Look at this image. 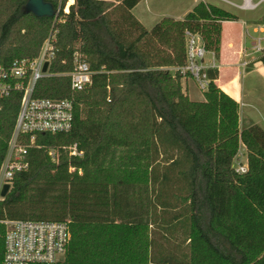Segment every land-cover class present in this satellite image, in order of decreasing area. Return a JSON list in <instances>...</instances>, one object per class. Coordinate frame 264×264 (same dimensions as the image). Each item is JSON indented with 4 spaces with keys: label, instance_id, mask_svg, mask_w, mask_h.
Segmentation results:
<instances>
[{
    "label": "trees",
    "instance_id": "obj_1",
    "mask_svg": "<svg viewBox=\"0 0 264 264\" xmlns=\"http://www.w3.org/2000/svg\"><path fill=\"white\" fill-rule=\"evenodd\" d=\"M45 1L61 8L57 20L25 13L28 0H0V66L33 61L57 30L54 76L34 97L74 100V124L37 136L41 148L0 201V262L1 222L33 220L70 222L67 264H264V129L241 126L239 103L215 84L218 68L207 71L202 102L185 93L187 76L170 71L187 63L186 31L219 65L222 24L239 17L201 1L148 30L132 12L142 0H75L68 13V0ZM76 52L94 75L75 93L65 74ZM21 98L0 99V169ZM74 144L82 157L61 150L55 163L48 154ZM241 147L243 174L234 169Z\"/></svg>",
    "mask_w": 264,
    "mask_h": 264
},
{
    "label": "built area",
    "instance_id": "obj_2",
    "mask_svg": "<svg viewBox=\"0 0 264 264\" xmlns=\"http://www.w3.org/2000/svg\"><path fill=\"white\" fill-rule=\"evenodd\" d=\"M242 11H255L264 7V0H243L237 6L227 0H220ZM61 8L57 9L58 19ZM64 12L68 13L67 7ZM246 25V24H244ZM252 36L248 29L244 31V39H251V52L243 47L241 55L243 60L240 66L245 68L250 61V55L260 59L264 56V19L253 27ZM58 31L52 29L45 40L39 56L33 61L21 60L15 62L11 68L0 66V99L8 98L14 93L22 94L20 111L15 129L9 143L8 152L0 169V201L5 186H9V193L13 187L16 174L28 170L30 163L28 156L31 150L40 149L37 136L40 134H58L71 131L75 117V103L72 99L35 98L34 91L40 79L54 76L50 73V65L54 58L55 44ZM187 63L179 69H170L173 73L180 71L187 78H192L198 88L207 91L211 79L207 73L209 69L218 68L215 56L209 52L200 35L186 31ZM212 60L206 63V56ZM45 63L49 64L47 73H43ZM94 72L79 52L74 54V70L65 74L70 78L73 92H81L93 82ZM242 107L245 106L241 103ZM68 156H83L76 144L62 148H49L48 154L57 163L60 151ZM239 155V154H238ZM237 155V157H238ZM235 159V171L243 174L247 171L246 162ZM70 172L76 169L71 167ZM81 174V171H79ZM4 235V252L0 264H67V256L72 243L70 222L33 221V220H6Z\"/></svg>",
    "mask_w": 264,
    "mask_h": 264
},
{
    "label": "rangeland",
    "instance_id": "obj_3",
    "mask_svg": "<svg viewBox=\"0 0 264 264\" xmlns=\"http://www.w3.org/2000/svg\"><path fill=\"white\" fill-rule=\"evenodd\" d=\"M211 4L218 7L224 8L239 17V21L235 26H232L231 37H237L248 29L252 36H257L253 32V27L264 19V7H260L255 11H242L232 5L221 2L220 0H206ZM237 6H241L243 0H227ZM257 2L258 0H254ZM193 0H146L145 3L138 5L132 12L136 18H140L143 25L151 30L160 20L163 18V13H168L173 16L178 15L189 7ZM149 3V4H148ZM150 7L152 11H150ZM139 20V19H138ZM246 24V25H244ZM243 28V29H242ZM239 38V37H238ZM238 38L236 42H238ZM245 46L250 53L251 52V39H244ZM212 60L210 55L206 56V63ZM243 60V56H241ZM250 61L247 67L242 68L241 66H236L235 70L237 77L233 78L230 74L224 80L227 82L225 87L234 97L238 99L240 105V119L241 126H249L251 124H257L264 129V64L260 59L256 58V55H250L246 58ZM182 86L184 91L189 90V95L192 101L202 102L205 100L204 93L198 88L195 81L192 78H183ZM241 103L245 106L242 107ZM237 159L246 162L247 155L244 147H241ZM245 164V163H244ZM236 163L234 162V167ZM154 239L163 243V239L155 234ZM170 248L175 246L171 244Z\"/></svg>",
    "mask_w": 264,
    "mask_h": 264
},
{
    "label": "crops",
    "instance_id": "obj_4",
    "mask_svg": "<svg viewBox=\"0 0 264 264\" xmlns=\"http://www.w3.org/2000/svg\"><path fill=\"white\" fill-rule=\"evenodd\" d=\"M145 1L146 0H142L138 5H141L142 3H145ZM201 1H203L205 3H210L209 1H206V0H193L191 5L189 7H187L186 9H184L183 11H181V13H179L178 15L173 16V15L168 14V13H163L162 16H163V18L170 17V18H173L175 20H181V19H183L185 17V15L188 12H190L193 9V7L198 2H201ZM74 2H75V0H68L67 1L66 7H67V11L68 12H69L70 6L72 4H74ZM150 11H152L151 7H150ZM138 19L143 24L141 19L140 18H138ZM236 24H237V22H224L222 24L221 54H220V61H219V66H218L219 78L215 81V84L219 88H221L224 92H226L231 97H233L236 101H238V99L236 97H234L231 93H229V91L226 89L225 85H226L227 82L224 80L230 74L233 75L232 76L233 78L237 77V73H236V70H235L236 68L235 67L236 66H240L241 61H242L241 60V56H242L241 52H242L243 47L245 46L244 32L242 30V34L240 36H237V37L235 36V37L232 38L231 37V33H232V28L231 27L232 26H229V25L235 26ZM226 36H228V40H226ZM237 38H238V42H236ZM230 41H231V45H229ZM229 46H231V47H229ZM185 93L190 97L188 88L186 89Z\"/></svg>",
    "mask_w": 264,
    "mask_h": 264
},
{
    "label": "water",
    "instance_id": "obj_5",
    "mask_svg": "<svg viewBox=\"0 0 264 264\" xmlns=\"http://www.w3.org/2000/svg\"><path fill=\"white\" fill-rule=\"evenodd\" d=\"M25 13H32L33 15L43 18V17H56L57 9L45 0H28L24 7ZM49 64L45 63L43 68V73H47ZM9 186H5L2 191V197L6 198L9 194Z\"/></svg>",
    "mask_w": 264,
    "mask_h": 264
}]
</instances>
